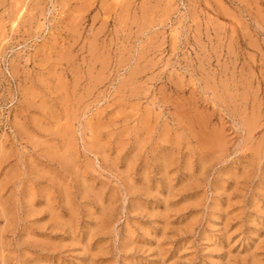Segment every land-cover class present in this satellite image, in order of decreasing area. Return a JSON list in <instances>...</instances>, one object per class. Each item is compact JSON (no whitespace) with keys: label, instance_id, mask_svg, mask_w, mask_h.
<instances>
[{"label":"rangeland","instance_id":"obj_1","mask_svg":"<svg viewBox=\"0 0 264 264\" xmlns=\"http://www.w3.org/2000/svg\"><path fill=\"white\" fill-rule=\"evenodd\" d=\"M0 264H264V0H0Z\"/></svg>","mask_w":264,"mask_h":264},{"label":"bare ground","instance_id":"obj_2","mask_svg":"<svg viewBox=\"0 0 264 264\" xmlns=\"http://www.w3.org/2000/svg\"><path fill=\"white\" fill-rule=\"evenodd\" d=\"M19 2V1H18ZM20 3V2H19ZM68 106V105H67ZM74 111V110H73ZM68 116V115H67ZM60 122V121H59Z\"/></svg>","mask_w":264,"mask_h":264}]
</instances>
